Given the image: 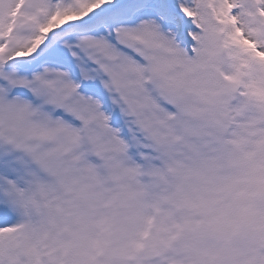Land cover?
Masks as SVG:
<instances>
[{
  "label": "snow or ice",
  "instance_id": "snow-or-ice-1",
  "mask_svg": "<svg viewBox=\"0 0 264 264\" xmlns=\"http://www.w3.org/2000/svg\"><path fill=\"white\" fill-rule=\"evenodd\" d=\"M0 264H264V0H0Z\"/></svg>",
  "mask_w": 264,
  "mask_h": 264
}]
</instances>
